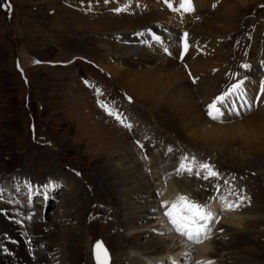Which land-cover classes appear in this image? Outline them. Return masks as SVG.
I'll return each mask as SVG.
<instances>
[{
    "label": "rangeland",
    "instance_id": "374dc122",
    "mask_svg": "<svg viewBox=\"0 0 264 264\" xmlns=\"http://www.w3.org/2000/svg\"><path fill=\"white\" fill-rule=\"evenodd\" d=\"M74 1L0 0L1 219L5 222L8 219V225L12 224L22 234L28 231L31 219L39 221L43 228L48 229L50 238L44 242L43 248L50 252L51 264H73L72 254L67 248L75 238L82 242L83 258L89 251L87 245L91 246L97 237L107 245L110 255H118V250L122 249L119 258L126 247L128 254L133 249L125 241L131 233L142 236L150 234L149 238L154 236L160 244H176L175 234H171L169 226L159 218L152 221L154 224L137 221L139 227L128 231L130 233L126 232V228L136 227L133 221L130 223L125 220V206L127 204L129 208L130 203L119 194L115 187L116 180L110 181L109 178L108 182L100 178L108 172L112 175L116 170L107 159L119 162L125 158L126 165L132 164L138 172V176L133 179L135 184H152V190L158 197V189L163 185H153L152 176L160 173L165 175L167 171L182 175L187 172L194 176L195 170L191 168L194 164L206 172L208 178L204 176V182L210 178L220 183L229 181L236 185L233 187L237 188L238 193L251 196L253 200L246 198L249 202L246 213L255 210V207L258 209L257 215L243 216V227L233 228L247 237V242L238 246L240 248H236V253L228 252L226 257L223 255L220 259L222 262L210 257L207 264H248L235 261L247 255L260 258L256 263L249 264H264L260 254V250L264 251V145L258 141H249L253 149H247V144L236 141L231 144L232 147L218 153L215 148L204 145L202 140L190 136L166 106L135 98L128 92L125 81L117 77L111 79L110 73L100 69L105 64L106 67H114L116 62L122 64L120 58L129 56L127 46L122 43L125 38L133 35L143 38L149 35V31H154L153 28L156 30L154 32L166 29L163 22L168 14L178 13L189 18L196 16V19L188 20L183 32L179 31L180 36L199 33L204 38L217 37L218 48L221 49L214 57L195 59L202 63L218 60L214 61L217 65L210 68L219 77L216 95L210 99L196 98L198 105L207 106L209 100L214 102L218 95L226 91L223 89L232 85L236 76L231 82L229 79L234 70V74L244 77L246 69H252L255 62L264 59V0H242V5L234 0H223L224 4L237 5L232 13L233 25L230 30L207 24V21L212 22L206 15L209 9L207 5L212 0H195L194 7L191 4V11H185L177 1L174 6L164 3L149 11L145 9L146 5H137L136 0H125V3L117 0L121 3L116 9L98 8L97 14H90V8L85 6L74 7ZM148 1L159 4V0ZM106 4L116 5L114 0H108ZM165 7L169 13L164 10ZM78 8L81 9L78 11ZM106 17L117 18L118 21ZM132 40L137 39H129ZM147 48L145 51H148ZM191 53L187 50L180 63L179 55L171 60L180 66L184 64L181 67L186 76H192L189 71L191 66L185 64ZM105 54L110 56L106 57ZM248 62L249 65L244 67ZM202 75L198 78H204L207 74ZM193 77L187 78L186 83L189 81L192 86H198L199 81ZM193 80H196L195 84ZM253 83L258 85L255 79L249 85ZM242 93L240 105H237L238 112L233 113L231 106L223 104L222 107L226 109L224 120L219 122L241 121L256 110L255 107L249 108L251 97L250 100L248 97L252 96L253 90L250 88ZM241 104L249 106L243 110ZM102 105L111 110L113 115H109ZM203 110L204 117H207L208 107ZM232 114L234 118L229 121L228 115ZM260 115L264 117V114ZM124 124L131 125V128ZM148 146L152 148L145 151ZM200 162L208 163L217 175L207 174L208 169L201 168L203 164ZM182 163L191 168V174L180 170ZM157 166L160 172H156ZM26 178L33 182L39 181L37 192L33 195L29 190L33 182H25ZM189 178L194 180L193 177ZM41 181L45 182L43 185L51 186V189L43 186ZM156 204L157 201L152 203L151 208L147 206L153 216L161 210V202L158 205L160 209ZM31 209L39 216L30 217L27 210ZM9 237L5 242L11 244L9 240L12 239ZM27 238L29 242L26 243L29 244L24 247L32 250V236L29 232ZM217 238L220 240V236ZM178 241L179 248L185 250L178 263L181 264L184 259L182 264H196L195 250L193 248L190 252L189 249L200 242L187 244L181 238ZM143 245L148 244L140 246ZM111 246L115 248L112 253ZM7 247L5 249L11 257H15L11 245ZM141 255L147 257V253ZM112 261L111 257V264ZM156 262L166 264L160 258Z\"/></svg>",
    "mask_w": 264,
    "mask_h": 264
},
{
    "label": "bare ground",
    "instance_id": "6f19581e",
    "mask_svg": "<svg viewBox=\"0 0 264 264\" xmlns=\"http://www.w3.org/2000/svg\"><path fill=\"white\" fill-rule=\"evenodd\" d=\"M107 1L88 0L87 2H84L83 0L81 1L75 0L73 2V6L78 7L76 6V4H80L79 7L85 6L87 8H90V11L88 12L93 13L96 12L98 8H103V7H107L109 9H116L119 3L121 2L125 3L127 0L126 1L120 0L121 2L114 0L116 4L115 6H110L106 4ZM136 1H138L137 5L139 6L146 5L145 9L149 11L151 9L153 10L155 7H159L160 4L163 5L164 3H168V5L174 6L175 1L180 3V0H159V4L156 5L154 4V1L153 2H150L148 0H136ZM234 1L237 2L239 5L240 4L242 5L241 3L242 0H234ZM194 2L195 0H191V4L193 7H194ZM207 6L209 7V9L206 10L207 13L206 15L208 16V19L209 20L211 19L212 21V22L207 21V24H209L210 26H214L215 28L218 29L224 28L230 30L233 25L232 13L236 9L237 5L232 6V5L224 4L223 0H212L211 3L209 2ZM133 7H135V5ZM79 9L81 8H78V10ZM195 11L198 12L197 10ZM99 18L100 17H98V19ZM103 18L104 17H101L100 19ZM106 18L110 20L117 19V18L114 19L113 17L112 18L106 17ZM194 19H196V16L189 18L178 13L168 14V17H166L165 22H163V24H165L166 26V27L164 26L166 29H163V31L160 32H155L156 34L160 33L163 36L162 41L160 43L155 42L153 39H149V35L143 36V38H141L140 35L129 36L124 39V42H122L124 46H127V49L129 50V56L127 58H120L122 64L116 62L114 63L116 65L114 67H106L105 64V67L103 66L104 68H101L102 67L101 66L100 69L104 71V73L107 72L110 73L111 79L112 78L115 79L117 77L125 81L126 82L125 84L128 87V88L126 87L128 92L131 93L135 98L143 102H147V103L151 102L154 103L155 105L161 104L163 106H166V108L173 113L176 120H178V122L181 124L183 129L187 130L190 136L196 139L198 138L199 141L202 140L204 145L210 146L211 148H215L218 151V153H220V151L224 148L227 147L229 148V146L232 147L231 144L236 141H239L244 145L247 144L246 145L247 149H253L250 147L249 141H258L259 143H262V145H264V117L260 115V114H264V59H259L262 60L261 63L259 62V60L257 61L258 64L257 62H255L252 69L250 67L249 70L246 69L247 72L246 71L244 72L246 74V76L244 77L242 75L234 74L235 70L234 73L231 71L233 74L232 73H231L232 75L230 74L231 75L229 79L230 82L233 77L236 76V78L233 79L232 85L230 87L228 85L227 88L223 89L226 90L227 92L224 91L221 95H218V97L224 96L225 99L223 104H226V106L228 107L231 106L232 112L236 113L238 112L237 105H240L239 104L240 97L243 95L242 91L244 90V92H247V90H250L251 88L253 90V94L252 96L249 95L248 97V100H250L251 97L250 100L251 104L250 106L241 104V108L244 110L246 109L245 107L249 106L250 109L251 107H255L256 110L251 112L249 116L247 115L248 117L246 116L244 117V119L242 118L243 120L241 121L233 122L234 121L233 120L232 122H227L223 124L222 122L219 121L224 120L223 114L226 109L222 107L223 104L222 105L220 104L219 108L222 113V115L220 116L222 117L219 120L213 119L208 115V113H207L208 118L204 117L203 108L208 107V105L212 104L213 102L212 101L210 102L209 100L207 106H205V104H203L204 106L198 105L196 98L210 99L212 96L216 95L215 94L217 93L216 82L218 81L219 77L217 76V73L214 74L213 70L210 68L214 65H217L216 63H214V61L218 62V60L214 59V61L212 62V61H207L205 59L206 61L202 63L195 59L200 58L202 56L214 57L215 55L220 53L221 49L218 48L219 40L217 39V37L213 38L211 36L204 38V36H202L199 33L190 34L191 36L185 35V37L180 36V32H183L185 30L188 20H194ZM92 29L94 30L95 28L92 26ZM132 37L137 40L129 41V39H131ZM181 39L184 40H182V45H179V41ZM108 44L110 45L109 42ZM184 44L186 46L183 47V49L180 51V49ZM161 45L165 47H162ZM146 47H148L147 48L148 51H145ZM107 49L109 50V47ZM187 50L192 51L191 55H189V59L185 63L186 65H188V67L189 65L191 66V68L189 67V71L192 76H186L185 71L181 67L184 64H181L180 66L179 64H176L175 62L171 61L174 60L175 56L179 55V53L182 54L183 51H187ZM105 55L106 57L110 56V54H105ZM178 62L180 63L179 60ZM126 63H127L126 67H123V65H125ZM247 65H249V62L245 64L244 67ZM201 73L202 74L206 73L207 75L206 76L204 75L205 76L204 78L202 77L198 78L199 76L202 75ZM192 77L196 78V80L199 81V83H197L198 86H192L191 82L189 81L186 83L187 78L192 79ZM247 77L248 79H246ZM252 79L258 81V85L253 83L254 85L251 84L252 86H250L249 82ZM196 80H193L192 83L195 84ZM236 85H239V87L234 89V86ZM220 88H222V85L220 86ZM243 97L245 98V96ZM230 98H232L233 100ZM228 116L230 117L228 119L229 121L234 118L233 114L232 116L230 115ZM197 129L199 130V132H195V130ZM151 148L152 146H148L145 148V151L147 150L149 151ZM231 150L234 149L231 148ZM107 161H111L109 162V164L113 163V166L116 170L115 172L112 173V175L111 174L109 175L108 172L107 173L108 176L106 174L102 178H100V180L103 179L105 181H108L109 178L110 181L111 179L116 180L115 187L117 188L119 194H122L123 197L128 199L130 203L129 208L127 204L125 206L126 208L125 220H129L130 223L132 221L134 224L136 223L135 224L136 227L130 226V228H126L125 230L126 232L128 231L131 232L132 229L136 230L139 227V226L137 227V221L140 222L144 221L146 224V223H153L152 221H156V219L159 218V220H163V222L168 225V222L171 223V219L169 218V216L166 215V213L170 211L171 205L173 203L178 202L180 197H185L188 202L194 203L199 206H203L206 211L210 212V216H211L209 220L200 222L201 225L203 226L199 230L198 241L196 239H189L185 235H181L180 232H177L175 230V226L172 223H171L172 225L171 234L173 233L175 234L173 235L175 236V242H177L176 244L173 243L160 244L154 239V236L149 238L150 234H145L142 236L135 233H134L135 235H133V233H131L130 235H128V237H126L127 239H125V241L129 246L130 245L133 246L132 251L128 254V247H126V250H124V253L121 256L122 260L121 258L118 257L119 252L122 249L118 250L119 252L116 251V253L118 252V255L115 253L111 255L113 259L112 264H161L156 262L158 258L164 260V263L166 264L168 261L169 264L170 262L173 264H177L178 261L180 260L179 259L180 255L183 252H185L183 248L181 247L179 248L178 246V242H180L178 240L180 238L187 241V244L188 242L190 243L200 242V244L197 245L196 247H191L189 249L190 252L193 251V248L195 250V253L193 252L195 255L194 254L193 255L196 258L195 260L196 264H207L210 262L209 259L211 258L217 259L218 262H222V260L220 259H222L221 257L223 255L224 257H226L227 256L226 254H228V252L236 253L237 252L236 248L247 242L248 238L242 235V233L235 231V229H239L241 226L243 227L242 218L244 215L246 216L257 215L258 209L255 207L254 209L257 212H255V210H250L246 213L245 209L249 205L248 202V199H250L249 195L238 193L237 188L233 187L235 184L230 182L220 183L215 179L213 180V178L207 179L204 182L203 179L204 176H206L205 174L206 172L204 173L203 169L202 171L201 169H198L194 164L191 163L192 164L191 168L194 169L195 170L194 172L196 173L194 176H190L189 174H187V172H185V175H182L180 173L173 174L170 171L165 172L166 170L164 171L165 175H162V173H160L158 175L152 176L153 185L156 186L163 185L161 189H158L159 196L157 197L155 192H153L152 190V186H151L152 184L151 185L150 184L139 185V183L135 184L136 181H134L133 179H135V177L138 176V172L132 164L126 165L127 159L122 158L119 162L112 161L111 159H107ZM158 168L159 167L157 166L156 169ZM156 172H160V170L158 169ZM189 177H193L194 180ZM52 179L57 180L54 177ZM28 181H30L31 183L33 182L32 179L26 178L25 182ZM52 182L55 183V181ZM41 183L43 185L45 182L41 181ZM38 185H39V181L33 182V185L29 186L31 195L37 192L36 189L37 187H39ZM43 186H46L48 189H51L50 188L51 186H49L48 184ZM246 198L248 199L246 200ZM156 201H157L156 204L157 206L159 205V202H161L162 205L160 207L161 210L157 212L156 216H153V214L147 208L148 207L151 208L152 203ZM160 208L158 206V209ZM218 211H221V213L219 214ZM33 212H34L33 209L27 210V214L30 215V217L37 215L36 213ZM215 220H217V222H215ZM31 221L32 222L31 225H29L28 231L25 234L24 233L22 234L19 232L17 228L12 227L13 226L12 224H10L11 226L8 225L9 222L8 219L6 223L0 217V261H1L0 264H5V263L19 264L20 260H22L20 264H40L39 262L46 264L52 263L50 252L43 248L44 242H47L50 238L49 230L43 228V226L39 223V221H35L32 219ZM160 223L163 226L162 222ZM217 223L218 225L219 224L221 225L217 226ZM206 225L211 227V229L214 228L215 230L213 231L215 232L222 229L221 230L222 234L219 235L220 240L211 242L210 238L212 237L211 234L213 231H211V229L207 230L205 228ZM144 228L145 227H141V229ZM233 228L235 229L233 230ZM28 232L32 236L31 239L32 250L29 249L28 247H24V246H28L27 244H29L26 243V241L29 242L27 238ZM167 234L171 235L169 232ZM177 235L180 237H178ZM8 236H10L9 238L12 239L9 240L11 244L5 242ZM204 240L206 241L203 242ZM201 241L203 243H201ZM139 244L140 245L148 244V245L147 246L143 245L142 247ZM8 245H11V247L13 248L15 252V257H17V259L15 257H11L10 252L7 251ZM82 247H83L82 242L79 241V239L75 238V241H73V243L70 244L69 247L67 248V250L72 254V259L74 260L72 261V263L93 264L91 252H90V246L87 245V247H89L88 248L89 251L88 253H86L85 258L82 257L83 255ZM110 249H111V253L113 250H115V248L112 246L110 247ZM142 253L144 254L147 253V257L146 258L141 257ZM260 254L264 259L263 250H260ZM259 259H260L259 256L252 257L247 255L244 256V258L239 257L235 261L239 263L249 264V263H256L257 261H259Z\"/></svg>",
    "mask_w": 264,
    "mask_h": 264
},
{
    "label": "snow or ice",
    "instance_id": "6c2138e0",
    "mask_svg": "<svg viewBox=\"0 0 264 264\" xmlns=\"http://www.w3.org/2000/svg\"><path fill=\"white\" fill-rule=\"evenodd\" d=\"M171 6V5H169ZM180 6L185 11H191V0H180ZM122 9H117V11H121ZM187 35V34H185ZM158 39V37H157ZM239 85L234 86L235 88H238ZM227 95V94H226ZM224 96L217 97L216 100L208 105V115L212 117L213 119H218L222 113L220 112V108L217 107L218 104L224 103ZM105 107L106 111L109 112V115H113V112ZM117 119H120L119 116H117ZM121 123H124L123 120L120 121ZM125 127L131 128V125L124 124ZM186 159V158H185ZM201 168L208 169V173L211 176L217 175L210 166L208 165H201ZM181 170L191 172V168H187L185 164H181ZM205 178H208L207 176ZM167 216L171 219V223L175 226V230L177 232H180L181 235L187 236L189 239H196L198 241L199 239V230L203 226L201 225V221H206L211 218L210 212L206 211L203 206L196 205L194 203L188 202L185 197H180L178 202L173 203L171 205V209L169 212L166 213ZM97 249L101 248V245L97 244ZM106 255V254H105ZM97 260L98 264H106L105 262L100 261V254L98 252L97 254Z\"/></svg>",
    "mask_w": 264,
    "mask_h": 264
},
{
    "label": "water",
    "instance_id": "95a60500",
    "mask_svg": "<svg viewBox=\"0 0 264 264\" xmlns=\"http://www.w3.org/2000/svg\"><path fill=\"white\" fill-rule=\"evenodd\" d=\"M97 244L98 243H96L95 245H94V255H95V262H96V264H98V260H97V254H98V252H99V254H100V261H102V262H105L104 261V259L106 258V255H105V251L103 250V248H102V246H101V248L100 249H97ZM100 244V243H99ZM101 245V244H100ZM107 259V258H106Z\"/></svg>",
    "mask_w": 264,
    "mask_h": 264
},
{
    "label": "flooded vegetation",
    "instance_id": "af4514ba",
    "mask_svg": "<svg viewBox=\"0 0 264 264\" xmlns=\"http://www.w3.org/2000/svg\"><path fill=\"white\" fill-rule=\"evenodd\" d=\"M77 6H79L80 4H76Z\"/></svg>",
    "mask_w": 264,
    "mask_h": 264
}]
</instances>
